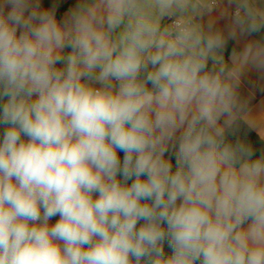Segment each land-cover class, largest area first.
<instances>
[{
  "label": "clouds",
  "instance_id": "clouds-1",
  "mask_svg": "<svg viewBox=\"0 0 264 264\" xmlns=\"http://www.w3.org/2000/svg\"><path fill=\"white\" fill-rule=\"evenodd\" d=\"M257 96L264 0H0V264H264Z\"/></svg>",
  "mask_w": 264,
  "mask_h": 264
},
{
  "label": "crops",
  "instance_id": "crops-1",
  "mask_svg": "<svg viewBox=\"0 0 264 264\" xmlns=\"http://www.w3.org/2000/svg\"><path fill=\"white\" fill-rule=\"evenodd\" d=\"M252 103L255 104L257 110L264 109V96H257L255 99H253Z\"/></svg>",
  "mask_w": 264,
  "mask_h": 264
}]
</instances>
